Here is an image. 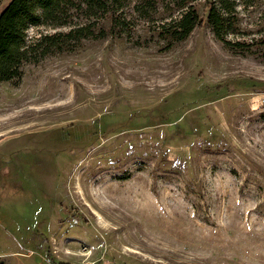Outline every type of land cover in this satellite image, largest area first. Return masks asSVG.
Listing matches in <instances>:
<instances>
[{"label":"rangeland","instance_id":"1","mask_svg":"<svg viewBox=\"0 0 264 264\" xmlns=\"http://www.w3.org/2000/svg\"><path fill=\"white\" fill-rule=\"evenodd\" d=\"M102 2L0 83V261L264 264V0Z\"/></svg>","mask_w":264,"mask_h":264},{"label":"trees","instance_id":"2","mask_svg":"<svg viewBox=\"0 0 264 264\" xmlns=\"http://www.w3.org/2000/svg\"><path fill=\"white\" fill-rule=\"evenodd\" d=\"M82 2V3H81ZM79 8L87 13L104 9L102 0H12L0 15V83L21 79L25 63L37 62V51L41 43L37 40L28 45L27 31L31 26L50 25L63 27L69 25L72 10ZM209 20L216 32L221 28V20L211 9ZM196 18L191 12L181 17L176 34L179 39L187 38L196 27ZM71 30L67 38L83 33L84 26ZM61 37V36H60ZM51 40V39H50ZM49 52H44L43 55ZM0 264H5L0 261Z\"/></svg>","mask_w":264,"mask_h":264}]
</instances>
